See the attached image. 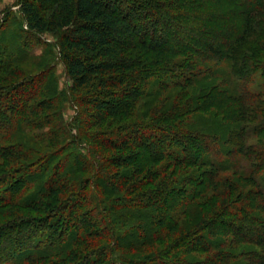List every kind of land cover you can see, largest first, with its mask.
<instances>
[{"label":"trees","instance_id":"1","mask_svg":"<svg viewBox=\"0 0 264 264\" xmlns=\"http://www.w3.org/2000/svg\"><path fill=\"white\" fill-rule=\"evenodd\" d=\"M18 2L0 264H264V0Z\"/></svg>","mask_w":264,"mask_h":264},{"label":"rangeland","instance_id":"2","mask_svg":"<svg viewBox=\"0 0 264 264\" xmlns=\"http://www.w3.org/2000/svg\"><path fill=\"white\" fill-rule=\"evenodd\" d=\"M19 2L18 0H0V19L3 18L6 13H10V17H8V22L6 23L7 27L0 31V38H6L11 41V43L15 42L13 39V35L17 32H20L24 27V20L22 14L19 10ZM47 41L54 42L55 37L53 35L46 36ZM41 45V46H40ZM44 48L42 44L35 45L32 53L36 56H41L44 52ZM33 61H29L26 65L20 66V69H28L32 68ZM55 74L58 78V86L60 90L66 89L68 79L65 74V69L62 64H58L55 69ZM74 109L67 105V109L65 111L66 119L69 120L74 116ZM50 130V128L45 129L44 131H39L38 133L43 134ZM35 132H32V134Z\"/></svg>","mask_w":264,"mask_h":264}]
</instances>
